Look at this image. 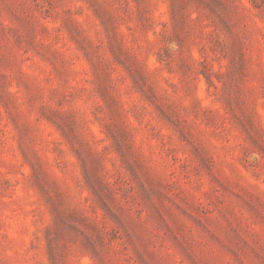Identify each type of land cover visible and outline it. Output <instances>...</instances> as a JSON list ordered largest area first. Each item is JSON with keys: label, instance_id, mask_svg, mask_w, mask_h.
Wrapping results in <instances>:
<instances>
[{"label": "rangeland", "instance_id": "obj_1", "mask_svg": "<svg viewBox=\"0 0 264 264\" xmlns=\"http://www.w3.org/2000/svg\"><path fill=\"white\" fill-rule=\"evenodd\" d=\"M0 264H264V0H0Z\"/></svg>", "mask_w": 264, "mask_h": 264}]
</instances>
